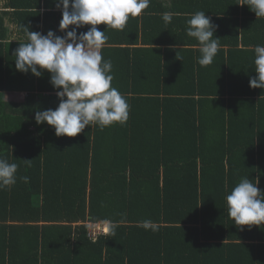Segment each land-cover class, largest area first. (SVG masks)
<instances>
[{
    "label": "trees",
    "instance_id": "16d2710c",
    "mask_svg": "<svg viewBox=\"0 0 264 264\" xmlns=\"http://www.w3.org/2000/svg\"><path fill=\"white\" fill-rule=\"evenodd\" d=\"M200 1L151 0L122 30L96 26L108 29L102 55L112 62V86L126 97L129 118L68 137L35 120L37 111L60 103L51 73L20 72L13 56L26 42L25 27L65 35L62 11L53 0H6L22 40L10 41L7 11H0V157L18 165L16 183L0 189V264H264V225H235L226 202L243 177L259 180L264 190L263 146L255 143L264 134V107L248 102L264 101V90H248L252 99L228 105L223 99L232 90H215L207 68L177 60V54L193 55L177 48L184 42L176 39V33L188 37L190 14L215 12ZM240 2L225 3L243 9L236 8L238 17L251 14ZM223 11L228 15L227 5ZM164 12L174 14L167 25ZM236 12L229 16L237 18ZM252 21L243 47L264 45V17ZM235 38L238 46L237 31ZM244 53L250 62L237 73L250 82L258 75L255 52ZM202 82L209 90H201ZM241 151L250 160L234 172L226 155ZM145 219L157 230L141 227ZM121 220L113 231L111 222ZM101 222L108 233L90 237V226Z\"/></svg>",
    "mask_w": 264,
    "mask_h": 264
},
{
    "label": "clouds",
    "instance_id": "9594fccd",
    "mask_svg": "<svg viewBox=\"0 0 264 264\" xmlns=\"http://www.w3.org/2000/svg\"><path fill=\"white\" fill-rule=\"evenodd\" d=\"M62 11L60 31L63 36L49 30L47 34L29 31L25 27L26 42H20L14 52L18 71L42 76L41 70L51 73L50 83L57 89L60 103L56 109L37 111V124L47 122L54 126L57 136L75 137L87 126L96 124L101 129L114 123H125L129 118L127 99L112 86L114 76L111 60H105L102 49L108 40L109 28L122 30L129 17H137L149 7L151 0H53ZM257 18L264 17V0H243ZM173 13L164 12L162 20L172 22ZM106 24V31L96 26ZM91 25L86 32L77 29ZM186 34L199 42L200 56L197 63L206 67L213 63L220 47L214 25L206 12L197 11L186 20ZM70 26H74L71 27ZM256 77L250 79V87L264 89V45H256ZM178 56V54H177ZM30 160H25L29 162ZM18 165L0 157V189L16 183ZM27 183V176L20 177ZM243 177L226 196L227 212L235 225H264V190ZM120 222H111L113 231ZM102 223V222H101ZM107 224V223H103ZM108 225V224H107ZM145 230H157L150 219L140 222ZM109 231V226H108ZM225 242V241H224Z\"/></svg>",
    "mask_w": 264,
    "mask_h": 264
},
{
    "label": "crops",
    "instance_id": "0c3cea01",
    "mask_svg": "<svg viewBox=\"0 0 264 264\" xmlns=\"http://www.w3.org/2000/svg\"><path fill=\"white\" fill-rule=\"evenodd\" d=\"M200 2L201 4L206 5L205 7L207 10L212 9L215 11V12H209L203 10L204 12H206V16H208L207 14L210 13L211 16L208 17L211 18V21L214 25L218 26L215 30V36L220 38V47L214 58L213 63L206 67H202L197 63V58L201 55L199 51V42L195 38L189 36L188 37L181 36L179 33L178 34L176 33V39L178 41L184 42V43H178L177 48L193 50V55L180 54L176 56L177 60L180 62L182 60L183 61L185 60L189 65L197 64L202 68H207V72L210 73V75L209 78H207L206 80L215 81V85H216L215 90H223V91L232 90V93L230 94L224 91L226 92L225 94L227 99H223V100L226 102V104L230 105V102H235L240 98L245 101H247L248 99H252V97H250V95L246 93L248 90H264V89H258V88L253 89L252 87H250V83H249L250 77L245 72H242L241 75V72L237 73V71L246 68V66L250 62L248 58V53H244V52L246 51L250 52V50H254L255 48L253 46L243 47L242 34L246 33L248 36H250V30L252 29L253 26L252 20L255 19L257 20L256 14L252 12L250 14V12H248L247 15L240 14L238 17V13L236 12V8H237L236 3L227 4L225 3L226 0H217L215 6L210 4L212 0L206 2L201 0ZM5 4H6V0H0V11H3L5 9L4 8ZM224 5L228 6V11H227L228 15L227 14L225 15L223 11ZM237 9L243 11V9L240 7ZM5 11H7V14L4 15V24L9 28V32H11V34L9 35L10 41L11 42L21 41L22 36L20 35V33H18L17 24L15 23V21L11 16V14H13V10L5 9ZM235 12L237 14V18H232L229 16V14L231 13L233 14ZM222 19L228 20V22H223ZM232 23L235 26H232ZM179 24H181V22ZM234 27H236L237 30ZM173 28L178 29L175 27ZM236 31L240 40V44L238 46L236 45V38H235ZM189 70H186V72H188ZM240 78H242V81L240 80ZM204 85L205 82L204 83L202 82L201 90H209L208 88H205ZM248 102L251 103L252 107H255L256 109H261L264 107V101L261 100V98L259 97H255L252 100H248ZM218 104L223 107L221 103H217V105ZM232 106H236V104L234 103V105ZM259 119L261 120V116L259 117ZM204 123L205 125L203 126L205 128L206 126L207 128H209L207 120H205ZM209 123L213 124L215 127H216L215 124L223 125L222 123H219L218 120H211L209 121ZM256 125H257L256 123L253 124L254 127ZM257 127H259V125ZM255 143L262 144L263 149L261 155H263L264 154L263 133H261L259 137L256 138ZM221 155H223V153H221ZM249 155L250 154H246L245 152L242 151L234 156L226 155L227 159H229L228 162L229 164L226 167H231V163H232V171L236 172L240 170L238 166H241L242 164H244V162L249 161L250 160ZM245 158H247L248 160H246ZM227 161L228 160H226V162Z\"/></svg>",
    "mask_w": 264,
    "mask_h": 264
},
{
    "label": "built area",
    "instance_id": "2783aa9c",
    "mask_svg": "<svg viewBox=\"0 0 264 264\" xmlns=\"http://www.w3.org/2000/svg\"><path fill=\"white\" fill-rule=\"evenodd\" d=\"M108 233V225L103 223L92 224L89 229L90 237H98L101 234Z\"/></svg>",
    "mask_w": 264,
    "mask_h": 264
},
{
    "label": "rangeland",
    "instance_id": "374dc122",
    "mask_svg": "<svg viewBox=\"0 0 264 264\" xmlns=\"http://www.w3.org/2000/svg\"><path fill=\"white\" fill-rule=\"evenodd\" d=\"M23 97H24V95H23L22 97H21V96H19V97H17V98H20V99H21V98H23ZM10 99H11V98H10Z\"/></svg>",
    "mask_w": 264,
    "mask_h": 264
}]
</instances>
